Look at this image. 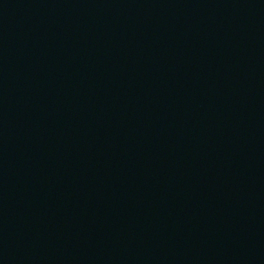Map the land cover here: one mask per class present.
Instances as JSON below:
<instances>
[{
  "label": "water",
  "instance_id": "1",
  "mask_svg": "<svg viewBox=\"0 0 264 264\" xmlns=\"http://www.w3.org/2000/svg\"><path fill=\"white\" fill-rule=\"evenodd\" d=\"M0 264H264V0H0Z\"/></svg>",
  "mask_w": 264,
  "mask_h": 264
}]
</instances>
